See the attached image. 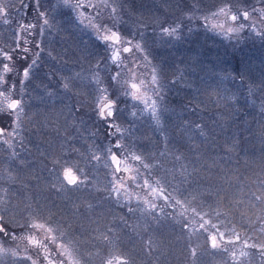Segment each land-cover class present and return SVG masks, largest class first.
Masks as SVG:
<instances>
[{
    "label": "rangeland",
    "instance_id": "obj_1",
    "mask_svg": "<svg viewBox=\"0 0 264 264\" xmlns=\"http://www.w3.org/2000/svg\"><path fill=\"white\" fill-rule=\"evenodd\" d=\"M47 1L41 0L42 6ZM139 1H142V4ZM147 1L150 0H117V4L123 6L122 9L118 8V17L120 19L115 22L109 19L108 13L110 10L106 9L104 17L100 18V22L109 25L114 24L122 37H135L133 43L140 39L138 33L143 32L145 36L147 35L144 37L145 47L150 53L152 64L157 67L159 79L166 86L164 95L168 110L162 115L160 123L157 124L147 111H141L143 105L135 104L134 101L129 99L127 103L122 102L119 105L121 111L117 114V123L127 130L125 138L121 141L123 145L127 146L126 149L121 150L113 147V141L117 138L114 136L107 135L105 140L102 137V144L99 142L100 132L98 131L95 135L97 128L94 127L93 123H98L100 119H91V114L94 113V105L93 103L89 104L86 97L90 92L92 97L88 96L89 101H93L97 94L92 76L95 66L90 61V55L94 46L101 43V41L96 37L94 30L88 26L87 20L81 23L76 12L65 8H58L51 12L50 19H52L54 27L50 33L39 37V41L45 51L41 55L40 66L34 70L32 78L27 82L22 95L25 111L22 114L20 132L16 140L13 141L14 148L9 149L6 145H0V197L6 201V203L0 204V216L3 217V223L12 232L19 233L21 228L18 227V223H24V216L27 215L25 214V207L32 205L33 202L31 200L37 198L41 190H45V193L43 203H38L40 207L37 208L36 215L43 218L52 215L59 217L57 210L53 208L50 202L52 197L49 199L47 196V192L53 182L55 180L58 181L57 172L59 168L57 167L56 172L52 171V160L59 159L61 163L68 160L72 165L83 169L88 175L89 183L87 186L81 187L77 192H81V189L85 190L89 196V198L86 197L87 204L89 205L94 202L97 207L95 217L92 211L86 213L85 219L88 222L84 229L70 232L69 238L64 236L65 242L69 240L72 242L70 247L73 249V256L80 260V264H104L101 260V255L104 256L106 254L104 247L95 243L91 246L86 238L87 232L94 229L93 232L96 234V237L99 236L100 232L104 231L105 227L112 223L115 216L113 214L122 203L123 205L129 204V208H132L133 211H136L138 207L144 208L141 226L138 225V221L131 219L135 229L134 233L138 239V248L141 243L145 245L147 240H149L151 241L152 248L156 249L155 247H157L155 251L158 252L159 256L157 257L156 255V257L163 260L161 264H169L167 259L168 254L170 264H188V262H182V247L180 246V250H178L176 247L178 244L170 246L165 240V236L168 234V231H166L168 227L166 208L171 203L170 198H174V201H181L178 204L181 206V210L187 208V211L190 212L188 214L189 218H187L190 224H193L191 220H194L195 226L199 224V217L192 211L195 208L196 212L200 214L206 213L205 219H209L211 223H215L219 231L224 233L226 240L221 242L222 246L218 249L210 248L208 240H203V249L210 252V257L219 255L224 257V254L227 256L228 259L223 262L218 261V264H264V257L261 256V251L258 247H244L246 240L249 244L260 245L255 241V234L244 227V224L242 225V221L246 216L244 212L238 215L235 221L236 226L228 229L224 225V221L228 218L219 217L218 214H215L214 210H210L211 202L209 198H205L206 196L204 198L208 202L200 200L202 203L200 201L193 202L190 196L187 199H183L186 194L182 191L177 196L174 191V185L171 184V181L174 182L175 173L173 171L166 173V170L162 167V165L168 164L173 160L172 153H181L182 158L184 155L193 157L192 150L186 151L184 149L183 152H180L174 144H170L171 135L168 134L165 128L166 121L176 120V113L182 114L183 111L189 113L197 110L201 104H210L216 88L220 90V93H222L228 103H241L244 107L248 108L251 113V121L256 122L255 126L258 125L259 121L264 117V102L262 100L258 101L261 96L259 91L264 83V81H261L262 77L259 74L260 67L258 66L261 62L260 55L262 52L257 50L251 52L255 56L253 59V66L255 67L253 76L255 77L254 79L258 80V84L256 83L244 91H241L243 89H236L237 91L235 90L233 93H223L226 82L229 81L231 74L227 75V78L221 75V66L216 63H219V56L217 54L220 50L219 48H221L224 54L227 53L225 50L230 51L226 43L230 48H235L238 44L242 45L243 42L246 43V46L257 47L258 39L263 41H258L260 42V46H264V38L255 36L249 29H245L241 33L239 42L235 39L219 35L211 30L210 27L206 28L204 25L205 23L211 24L217 22L216 18L211 17V13L222 6L223 0H188L190 5L192 4L191 8L196 12L197 20H200L198 23L195 22V30L192 34L184 37L181 40V44L170 47V52L166 51L162 54H157L153 45L156 44L154 42L159 41V38L155 33L161 32V27L171 24L175 15L178 18L176 19L178 22L181 18L176 11L180 13L181 9H185L184 7L186 6H179L177 8L175 7L176 0L173 2L167 0V4L163 0L161 3L167 8L159 13V4L151 3L154 0L150 3ZM97 2L98 0H92V3ZM261 2H264V0H227V3L233 10L241 6L249 10L253 6L259 9L261 8ZM85 3H87V0H85ZM168 9L171 11H168ZM84 11L86 15H90L93 12L92 9ZM181 12L183 14L189 13L186 9ZM205 15L210 17L207 22L203 19ZM255 15L254 13L253 16L255 17ZM224 19V17H220L219 21H223ZM258 28L264 29V24L258 23ZM162 39L163 35L160 36V40ZM0 42L4 45L6 44L4 40L0 39ZM206 46L212 48L206 49ZM48 52H51L52 56H48ZM125 62L127 63V61ZM138 64L140 66L136 68L137 75L142 74L143 78H150V67H144L143 61H138ZM104 77L108 78L106 74ZM238 77L240 78V75ZM254 79L253 77L251 79L247 78L245 81L253 83ZM171 80H178L179 82L175 85H170L169 81ZM65 81H71V91L63 89L62 85ZM114 90L115 86H112L109 92H114ZM148 94L152 95L151 92ZM17 96L19 98L20 94L18 93ZM223 106L227 110L229 109L226 103H223ZM174 110L177 112L174 113ZM133 112L136 113L135 116L132 115ZM66 118L71 119L72 124L70 120L69 122L65 121ZM64 121L66 126L63 127V131L67 134L64 135L61 131L57 134V129ZM0 125L8 127V118L0 117ZM71 133L74 134V137L68 140L69 136H72ZM157 136L160 138L158 142L159 146L149 148L146 151L147 153L144 152L143 150H146L148 147L150 139ZM56 137L57 141L55 142L54 138ZM21 140L22 143L20 142ZM88 142L89 144H87ZM188 145L191 147L189 142ZM110 148L112 151L119 153L118 158L121 160V168L124 166L125 154L128 151L140 155L143 162L149 165L148 168H144L139 162L128 160L129 165L139 171L137 177L138 183L129 178V173L123 171L117 173L115 171V167L110 159ZM206 151H208V148H206ZM212 154L213 149L210 150V155ZM94 155L100 158L94 159ZM207 159L212 165L215 163L213 156ZM222 159L224 158L222 157ZM44 172L48 173V178L44 175ZM144 180H148L149 184L153 187H156V181H159V187L164 189L163 196H158L153 200L150 191L143 187ZM120 181H123L124 187L131 197L130 200L128 196H122L119 202L115 198H109L112 187ZM198 181L201 183L199 186L200 190H205L204 185L207 187L208 192L211 190V186L209 185L211 181L207 175L198 177ZM5 189H7L6 192ZM164 197H168L167 203ZM145 199L157 205L155 211L143 203ZM80 203L81 201L76 203L75 206H79ZM215 206L216 213H218L219 208L225 206L223 199L216 200ZM262 211H264V208ZM173 213H176V209H173L169 214ZM79 216L83 218L81 214ZM66 217H68V212L62 211V218L60 220L63 221L58 228L60 230L63 229L62 231L68 235L66 232V229H68L66 228L68 226ZM218 218H221L222 221H217ZM49 223L52 224L51 222ZM256 224L257 220L255 218L252 220V225L256 226ZM52 225L54 226V224ZM117 226L119 224L112 226L114 235L121 234L124 237H128L127 232ZM124 226L129 228L127 222L124 223ZM140 228L146 229L145 232H137ZM201 230L198 229L196 234L192 232V235L196 237L197 234H204L205 231ZM209 230L216 232V229H211L210 226ZM233 230L239 235L240 239L235 243H228L227 238L231 237L234 239L232 236ZM205 234L208 235L207 232ZM6 240H9V242L6 243L5 247L17 248V245H19L17 251L20 256L31 254L34 259H37L38 264H42L40 261L44 259L41 256L37 257L36 251L27 246L26 241H12L7 238ZM2 242L0 241V243ZM132 246H128L126 250L118 247L119 251L113 260L120 256H126L130 264H139L134 252H132ZM196 246L197 249L200 248V246ZM26 247H28L27 253H25ZM77 249L78 251H76ZM167 249L170 252L167 253ZM224 249H227V251ZM53 251H56V253H53ZM241 251L246 252L247 255L241 257L239 255ZM233 252L236 253L235 260L232 256ZM58 253L59 250L56 244H51V258L57 264L60 262L56 260V254ZM60 257L67 260L64 256ZM6 261L9 262V258L5 259ZM16 261L21 263L27 260ZM44 264H47V261Z\"/></svg>",
    "mask_w": 264,
    "mask_h": 264
},
{
    "label": "trees",
    "instance_id": "obj_2",
    "mask_svg": "<svg viewBox=\"0 0 264 264\" xmlns=\"http://www.w3.org/2000/svg\"><path fill=\"white\" fill-rule=\"evenodd\" d=\"M151 1L152 0L147 2L150 3ZM162 1L163 0H154L151 2L159 4V13L160 11H164L167 8L166 6L162 5ZM170 1L173 2L174 0ZM139 2L142 4V1ZM223 2L224 3H222V6H229L227 0H223ZM0 3L9 6L11 13L9 22L7 24L3 23V19L0 18L1 40H4L6 44H12L14 32L18 29L20 23H36L38 25L37 28L32 30L36 33V35H34L35 37H29V40L32 42L39 40V37H41L39 35V21L36 16L35 8L29 3V0H23L24 4L29 5L26 12L21 10V0H0ZM50 4L51 0H48L43 8L46 9V7H48ZM179 6H186L184 8L188 10L189 13H194L197 17L195 10L191 8L192 4L190 5L188 0H176L175 7L178 8ZM261 7H264V2H261ZM185 9L182 8L181 11ZM168 11L171 10L168 9ZM181 11L180 13L176 11L181 18L178 22L176 20L178 18L175 15L171 24H168V26H163L169 27L179 25L180 38H171L163 35L161 32L155 33V35H158L159 38V43L154 42L156 44L153 45V48L157 54H162L166 51L170 52V47L181 44V40L187 35L192 34L195 30V22L198 23L200 20H189L187 18V14H183ZM189 27H191L193 31L189 32ZM47 33L49 32L45 31L44 35ZM161 35H163L162 40H160ZM21 39H23V36ZM258 41L263 42L262 40L258 39L257 47L250 45L246 46V43L243 42L242 45L238 44L235 48H230L226 43L227 48L230 50H225L227 52L226 54H224L221 51V48H219L220 50L217 53L219 56V63L216 64L221 66V75L227 78V75L231 74L229 76V81L226 82V87L224 88L223 93H233L236 89H243L241 91H244L248 87H251L256 83L258 84V80L254 79L255 77L253 76L255 68L253 66V59L255 56L254 53H251L252 51L257 50L262 52L260 55L261 62L258 66L260 67L259 74L262 77L261 81H264V46H260V42ZM2 46H4V44L0 42V47ZM27 47L34 49V43L30 42ZM205 48L211 49L212 47L206 46ZM91 51L90 61L94 66H96L97 62L101 61L102 58L107 55L105 44L103 42L99 43L98 45L96 44ZM26 63L27 61L20 60L17 62V66H23ZM85 65L87 64L85 63ZM104 75L105 74L101 72V79L105 84H107L108 78L104 77ZM238 75H240V78ZM252 77L255 80L253 83H247L245 81V79H251ZM9 79L11 80L19 78L13 76L9 77ZM109 90H111V87H109ZM259 94L261 96L259 97L258 101L262 100V102H264V83L261 87V90L259 91ZM88 96L92 97L90 92L87 94V97ZM87 97V102L89 104L93 103V101H89V97ZM223 103L228 105V110L223 106ZM176 112L177 111L174 110V113ZM71 114L73 115V113ZM176 115V120L166 121L165 128L167 129L168 134L171 135L170 144H174L176 149H179L180 152H183L185 149L186 151L192 150L193 153V157L184 155L182 158L181 153L175 151L177 154L172 153L173 160L168 164L162 165L164 170H166V173L169 171H173L175 173L174 182L171 181V184L174 185V191L177 196H179L180 191H182L186 194L183 199H187L190 196L193 202H198L200 200L208 202L205 198H209L211 202L210 210H214L216 215L215 201L222 198L225 206L219 208L218 216L228 218L224 221V225H226L228 229H231L232 226H236L235 221L237 220L238 215L244 212L246 216L242 221V225L244 224V227H246L251 233L255 234V241H257L259 244H264V211H262L264 208V203L255 199L256 195H264V117L259 121L258 125L255 126L256 122L251 121L250 110L244 107L241 103H228L224 99L222 93H220V90L217 88L214 90V97L210 104H201L197 110L189 113L183 111L182 114L176 113ZM91 117L92 120L99 119L95 113H92ZM66 120L68 122L70 120V123L72 124L71 119L66 118L65 121ZM65 121L62 122V124L57 129V134L59 131H61L64 135L67 134L65 131H63V127L66 126ZM93 124L94 127L97 128L95 135L98 133V131L100 132L99 142L102 144V137H104L105 140L112 129L107 128L104 121L102 120L96 124ZM197 124L200 125L199 129L196 128ZM201 131H203L204 135L200 134ZM71 135L72 136H69L68 140H71V138L74 137L73 133H71ZM54 140L56 142L57 137L54 138ZM159 140L160 138H158V136L150 139V143L147 145L148 147L143 151L146 152L149 150V148L159 146ZM188 142L191 144V147H189ZM87 144H89V142ZM206 148H208V151H206ZM211 149H213L212 155H210ZM210 156H213L215 159V163L213 165L211 162H208L207 158ZM221 156L224 159H222ZM177 157L180 158L177 159ZM44 175L48 178L47 172H44ZM205 175H207L208 179L211 181L209 183L211 186V190L209 192L207 191L208 189L205 185V190L199 189L201 183L198 181V177ZM40 179L42 180L41 177ZM55 181L47 192V196L49 199L52 197L50 202L52 203L53 208L57 210L59 217L52 215L46 218L49 222L54 224V227L58 228V226L61 225L63 221L60 220V218H62V211H67L68 217L65 219L68 223V226L66 227L68 228L66 229L68 235L65 234V236L68 237L70 232H77V230L80 231L81 229L85 228V225L88 222V220L85 219L86 213L92 211L95 217L97 207L94 202L89 205L87 204L86 197L89 198V196L86 194L85 190L81 189V192H77L75 189L58 191L57 188L54 187V185L58 184V181ZM44 193L45 190H41L38 193L37 198L31 200V202H33L31 208L25 207V214H37V208L40 207L38 203H43ZM204 196L206 197L204 198ZM79 201H81L79 206H75L76 203H79ZM202 201H200V203H202ZM170 202L171 203H169L166 208V218L168 223L166 231H168V234L165 236V240L170 246L178 244V246L175 245L178 250H180V246L182 247L183 250L181 257L183 263L218 264V261L223 262L228 259L225 254L224 257L221 255L210 257V252H207L206 249H203V240L205 241L207 239L205 232L204 234H197L198 236L196 235V237L193 236L192 232L195 234L198 232L197 230L199 229V224L195 226L196 223L191 219L190 220L193 224L189 223L187 218H189L188 214H190V212L187 211V208L181 210V206L175 203L174 198H170ZM34 203H36V205H34ZM99 204L101 205L100 202ZM122 205L123 203L118 206L116 212L113 214L115 216L113 217L112 223L107 225L105 230L100 232L99 236L96 237V234L93 232L94 229L90 232H87L86 238L88 239V243L91 246L95 243L104 247L106 254L104 256L101 255L102 262L108 258L113 259L116 253L119 251L118 247L126 250L128 246L133 245L132 252H134L136 260L139 264H161L163 260L161 258L157 259L159 254L157 251H155L157 247L154 249L149 246V240H147L145 245L141 243L139 248L137 245L138 239L134 233L135 229L131 219L138 221V225L141 226L144 208L138 207L136 211L129 212V204L123 205V208ZM173 209H176V213L169 214L173 211ZM181 213H183V215H181ZM79 214H81L83 218H80ZM27 215L24 217L26 218ZM253 218H256L257 220L256 226L252 225V220H254ZM217 221L220 222L222 219L218 218ZM125 222L128 223L129 228L124 226ZM185 223H188L187 229L183 227ZM116 224H119V226H117L118 228H122L125 232H127L128 237H124V235L121 234L114 235L115 233L112 232V226ZM109 229H111L110 232ZM145 230L140 228L137 232L142 233L145 232ZM21 232L22 229L17 234H20ZM105 234L108 235L109 241L104 240ZM8 242L9 240L5 239V245ZM196 245L200 246V248L202 247V249H197ZM192 249L197 250V257H193L191 255ZM168 252H170L169 249H167V253ZM53 253H56V251H53ZM60 256L61 255L56 254V260L63 261L65 264H68V261L65 258H61ZM41 257L43 258L42 255ZM167 259L168 263L170 264L169 254L167 255ZM3 263L30 264L28 261L21 263L19 261H14L13 258H9V262H5L4 260ZM40 263L44 264L45 261H40Z\"/></svg>",
    "mask_w": 264,
    "mask_h": 264
},
{
    "label": "snow or ice",
    "instance_id": "obj_3",
    "mask_svg": "<svg viewBox=\"0 0 264 264\" xmlns=\"http://www.w3.org/2000/svg\"><path fill=\"white\" fill-rule=\"evenodd\" d=\"M29 3L34 6L36 11V16L39 21V35L43 36L45 31L50 33L51 29L54 27L52 19H50V13L58 8H65L72 12H76L78 18H80L81 23L84 20L88 21V26H90L96 37L105 44L107 55L98 61L95 66V71L92 73L93 81L96 85L97 95L93 100V111L99 117L100 120L104 121L106 127L112 129L109 135L117 137L113 141V147L115 149H126L127 146L123 145L121 141L125 138L124 129L118 121V113L121 111L119 105L130 99L134 101L135 104L143 105L141 111H147L152 119L159 124L162 115L168 110L167 104L165 103V89L166 86L158 77L157 67L152 64L150 59V53L145 47L143 32L138 33L140 39L133 43L135 37H122L121 33L116 30L114 24L109 25L106 23H101L100 18L105 15V10H110L108 13L109 19L114 22L119 20L118 8L122 9V5L117 4V0H98L97 3H92V0H52L51 6L47 9L43 8L41 0H29ZM167 4V0H165ZM28 4H24L21 0V10L26 12ZM86 9H92L93 12L90 15H86ZM256 14L255 17L253 14ZM11 13L9 6L0 3V18L3 19V23L7 24L9 22V17ZM212 18H216L215 23H205L206 28H211L214 32L219 35L226 36L227 38L235 39L237 42L240 40L241 33L245 29H249L255 36L264 38V29L258 28L259 24H264V7L256 8L253 6L250 10L246 7H239L233 10L231 6L225 5L219 7L217 10L211 13ZM220 17H224L223 21H219ZM189 20L198 19L194 13L187 14ZM204 21H209L210 17L205 15L203 17ZM239 21V23H237ZM231 22V23H229ZM247 22V23H245ZM36 23H20L18 29L14 32V39L12 44H5L0 47V117H7L9 121L8 127L0 126V145H6L9 149L14 148L13 141L16 140L17 135L20 132L22 123V114L24 113L23 99L22 95L25 91V86L27 82L32 78L34 70L40 66L41 55L44 53L45 49L39 40L34 42L29 40V37L36 35L33 29L37 28ZM193 31L189 27V32ZM161 33L171 38H180V26H169L161 27ZM23 36V39L21 37ZM34 43V49L27 47L29 43ZM137 54H139L137 56ZM48 56H52L51 52L47 53ZM55 59V57H53ZM27 61L23 66H17L18 61ZM127 61V63L125 62ZM138 61L144 62V67H150V78H143V75H137L136 68L140 65ZM101 72L108 76L107 84L101 79ZM110 73V74H109ZM18 77L19 79H9V77ZM178 80L169 81L170 85H175ZM63 89L65 91H71V81L63 82ZM115 86L114 92H109V87ZM151 92L152 95L148 93ZM20 94L18 98L17 94ZM135 106V105H134ZM79 111V109H77ZM133 116L136 115L135 112L132 113ZM196 128H200L197 124ZM204 135L203 131L200 132ZM22 143V140L20 141ZM110 159L115 165V171L117 173L123 171L129 173V178L134 182H137V177L139 175L138 169L129 165L128 160H133L139 162L144 168H148L149 165L144 163L140 155L134 152L128 151L125 154L124 166L121 168V160L118 158L119 153L109 149ZM15 155V153H13ZM94 159H99V156H93ZM180 157H177L179 159ZM53 169L56 172L57 167L59 171L57 172L58 184L54 185L58 191L75 189L79 190L81 187L87 186L89 183L88 175L81 168L72 165L68 160L63 163L59 159L52 160ZM159 181H156V187L149 184L148 180H144L143 187L150 191L153 196V200L158 196H163L164 189L159 187ZM123 190V191H122ZM7 189H5V192ZM255 195V194H254ZM122 196H128L130 200L131 197L127 193V189L124 187L123 181L115 184L110 193L109 198H115L119 202ZM166 203L168 197H164ZM255 199L257 201L264 202V195H256ZM6 201L4 198L0 197V204H4ZM143 203L155 211L157 205L147 199L143 200ZM176 204H180L181 201L176 200ZM27 207L31 208V205ZM133 209L129 208V212ZM163 211V209H161ZM193 213L199 217V229L204 230L208 233L207 240L209 246L212 249L220 248L221 242L226 240L223 232H220L215 223H211L209 219H205V214H200L196 212V209H192ZM219 214V213H217ZM183 215V213H181ZM3 217L0 216V241H4L5 238L12 241H26L27 246L35 249L36 256H43L44 261L47 264H56V262L51 258L50 245L56 244L59 250V255L64 256L68 260V264H80V260L73 256V249H71V241H64L65 233L59 228L54 227L49 223L47 218L40 217L38 215H33L29 213L25 218L24 223H18V227L22 229L21 234H16L12 232L8 227L4 225ZM216 229V232H211L209 230ZM185 229L188 228V223L183 225ZM111 229H109V232ZM232 236L227 238L228 243H235L239 241L240 237L233 230ZM104 240L109 241L107 234L104 235ZM47 241V242H46ZM59 241V242H58ZM149 246H151V241H149ZM244 247H258L261 251V256L264 257V244L256 245L249 244L246 240L244 242ZM17 248L5 247L4 244L0 243V264L7 259L13 258L16 260H27L30 264H38L37 259H34L31 254H26L20 256ZM151 250V247H150ZM227 251V249H224ZM78 251V249L76 250ZM28 252V247L25 248V253ZM191 255L197 257V250L192 249ZM241 257L246 256L247 253L241 251L239 254ZM233 259L236 258V253H232ZM59 264H64L60 261ZM104 264H130L129 259L126 256H120L113 260L108 258L104 261Z\"/></svg>",
    "mask_w": 264,
    "mask_h": 264
},
{
    "label": "flooded vegetation",
    "instance_id": "obj_4",
    "mask_svg": "<svg viewBox=\"0 0 264 264\" xmlns=\"http://www.w3.org/2000/svg\"><path fill=\"white\" fill-rule=\"evenodd\" d=\"M3 222V221H2ZM6 239V238H5ZM3 244H4V246H5V240L2 242ZM2 264H4V263H2Z\"/></svg>",
    "mask_w": 264,
    "mask_h": 264
},
{
    "label": "water",
    "instance_id": "obj_5",
    "mask_svg": "<svg viewBox=\"0 0 264 264\" xmlns=\"http://www.w3.org/2000/svg\"><path fill=\"white\" fill-rule=\"evenodd\" d=\"M1 138V137H0ZM115 166V165H114Z\"/></svg>",
    "mask_w": 264,
    "mask_h": 264
}]
</instances>
